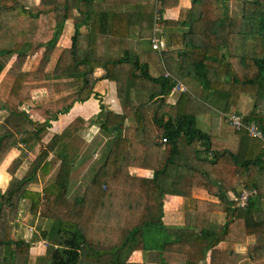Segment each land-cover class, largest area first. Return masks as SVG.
<instances>
[{
    "label": "trees",
    "instance_id": "obj_1",
    "mask_svg": "<svg viewBox=\"0 0 264 264\" xmlns=\"http://www.w3.org/2000/svg\"><path fill=\"white\" fill-rule=\"evenodd\" d=\"M180 1L0 0V166L18 152L0 191V264H146L149 253L168 264L165 252L182 254L180 264L207 257L209 264H264V149L247 131L254 126L264 136V0H244L237 17L228 15V0H188L165 18ZM154 23L165 31L160 51L151 48ZM96 62L104 75L90 85L86 75ZM184 70L198 97L172 92ZM99 80L114 83L119 114L102 105ZM37 89L47 97L33 99ZM242 95L253 99L252 109L240 115V130L221 137ZM91 98L100 107L94 145L106 136V152L79 192L78 171L89 158L76 161L80 148L72 144H82L86 121L75 117L59 132L56 124ZM207 114L204 132L197 118ZM32 152L30 169L17 177ZM131 168L152 173L137 176ZM244 188L257 193L240 208L234 197ZM194 190L218 203L194 198ZM166 194L183 200L180 227L164 225ZM215 210L224 221L213 228ZM21 215L26 226L36 221L35 230L15 233ZM39 238L46 256L33 263L31 242ZM140 252L144 261L133 262Z\"/></svg>",
    "mask_w": 264,
    "mask_h": 264
},
{
    "label": "crops",
    "instance_id": "obj_2",
    "mask_svg": "<svg viewBox=\"0 0 264 264\" xmlns=\"http://www.w3.org/2000/svg\"><path fill=\"white\" fill-rule=\"evenodd\" d=\"M188 5H189L188 0H181L178 8L165 13V18H170V17L176 16L178 9L187 8ZM158 29L162 30V28L159 25H158ZM71 33H72V29H71V26H69L67 28V31H65V34L63 36V39L65 40V42H68V38L71 35ZM163 33H165V31H163L160 34V36H163ZM160 36H158V38H161ZM160 41L162 42V39H160ZM92 66H93L92 72L86 75V79L90 85L94 84V82L98 81L97 79H101V77L104 75L102 63L96 62V63H93ZM188 74H189V72L186 70H184L180 73V75L183 76V78H182L183 80H181V82L184 83V85H186L185 81H186ZM95 90L100 95L101 103L107 111H110V112H113L116 114H119L121 112V108H120L118 99L116 97V90H115L114 83L107 82L105 80H102V81L99 80V82H97L95 85ZM134 99H136V96H134ZM99 111H100L99 101L95 100L94 98H91L84 103L74 104V106L72 107V109L69 112H71V115L73 114L74 118L75 117H81L85 121H87V120H90L94 117L96 118V115L99 113ZM90 112H91V114H90ZM71 115H70V117H72ZM72 119L73 118H71V119L60 118L58 123H60L62 125L61 129L63 128V126L66 123L70 122ZM127 123L132 124V123H134V120L132 118H130L127 120ZM61 129H58V132ZM88 133L89 132L85 127L77 138L78 140H80L82 142V144L81 143L80 144L79 143L78 144H74V143L72 144L73 149L75 147L80 148L77 155L74 157L76 159V161L82 162L84 158H89V160L87 159L85 162H83L82 169L80 168L78 171V174H79L78 177H80V179H81L80 182H78V184L80 185V189H82V187H83V179L86 178V180L84 182L88 181V177L86 176L88 168L84 169V167L86 165L88 166L94 160V158H99V154L103 149V148L102 149L100 148L101 150L99 153L97 152V149H96V151H94L92 153L88 151V150H90V148H92L91 146H89V142L93 138V137H90V134H88ZM225 133H227V132H225L224 129L221 128L220 136L223 137V134H225ZM106 141H107L106 136H104V137L101 136V141H100V143H98L97 146L103 147L105 145ZM94 146H96V145H94ZM89 155H91L92 159H90ZM130 172L133 175L142 176V177H150L151 173H152L150 170H142V169H137V168H131ZM80 189H79V192H80ZM227 194H228V198H230L229 196L232 194V191H229ZM193 195H194V198H197L200 200L208 199L209 201H212L216 204L218 203V201L216 199H214V198L210 199V198H207L206 196H204L203 192L201 190H194ZM182 202H183V200L179 196L171 195V194H166L164 196V198H163V212H164L163 222H164V225H166L168 227H180V226H182V219H181V216L179 215V211H178ZM21 216H20V219H18V221H17L18 223L15 227V233L20 234L21 232H23L25 235L26 232H24V229H25L26 224L24 223ZM216 216L219 217L218 223H215V221L211 220L212 218L215 219ZM223 217L224 216L221 212L215 210L212 212V214L209 217V224L213 228H216V227L223 224V221H224ZM45 226L46 225H44L43 228H45ZM26 227L32 228V230L33 229L35 230V225H29ZM28 232H31V231H28ZM24 238L26 240L28 237L24 236ZM33 242L34 243L31 242L32 249L30 252V257L32 258L33 263H37V262L41 261V259L43 257L46 256V247H45L46 243L42 242L40 238L38 241H37V239H36V241L33 240ZM253 242H254V238L252 236L248 237L244 244H240V245L236 246V249H235L236 252L237 253L245 252L247 244H251ZM147 256L150 260L146 264H156L157 258L155 257L154 253H149ZM182 257H183V255L180 253L165 252L163 254V259L168 264H180ZM144 258H145L144 254L142 252H140V253H135L132 256L131 260L135 263H142L144 261ZM199 264H209V257H207L204 262H200Z\"/></svg>",
    "mask_w": 264,
    "mask_h": 264
},
{
    "label": "rangeland",
    "instance_id": "obj_3",
    "mask_svg": "<svg viewBox=\"0 0 264 264\" xmlns=\"http://www.w3.org/2000/svg\"><path fill=\"white\" fill-rule=\"evenodd\" d=\"M29 2L31 1V3H41V1H45V0H28ZM244 0H228V3H227V13L230 17H237L239 16L240 12H241V4ZM155 12V10H154ZM155 19V18H154ZM155 22V21H154ZM152 31L154 33H156L157 37L160 36V34L164 31V30H159L158 29V25L157 24H152ZM167 31V30H166ZM178 31V30H177ZM161 37V36H160ZM10 65V64H9ZM9 65L7 66V68L9 67ZM51 78L53 79H66L67 76H52ZM173 78L181 81L183 80V76L182 75H175ZM184 84V83H182ZM190 87H187L186 85H184V87L186 89H188L189 91L193 92L194 94H197V97L199 96V87L196 85V84H188ZM48 93H47V90L45 89H37V90H32L31 91V97L33 99H41V98H44V97H47ZM252 105H253V99L248 96V95H242L240 97V100L238 102V105L237 107L235 108V110L231 111V112H236L238 113L239 115L243 116V115H247L251 109H252ZM91 114V112H90ZM71 115V112H68L66 113L62 118H67V119H71V118H74L73 117V114L71 115L72 117H70ZM69 116V117H68ZM208 114L207 115H202L200 117L197 118V121H198V127L204 131V132H207L209 131L208 130ZM95 117L90 119V120H87L85 122V125H86V129L88 130V134H90V137H93L90 142H89V146H91L92 148L93 147H97V152L99 153L100 150L102 149V147H98V146H94V144L97 142L98 138H99V135H101V133L99 132V128H98V122L94 121ZM56 131H58V129H61L62 125L60 123H57L56 124ZM60 127V128H59ZM223 129L225 132H231V127L228 125H223ZM96 135V136H94ZM223 143L226 144V141L223 142V141H220V140H217V145L219 147H222L223 146ZM228 146L230 145L229 143H227ZM105 146V145H104ZM101 148V149H100ZM104 152H106V149L104 148L103 151L100 152L99 154V158H97L96 160H93L88 166L86 165L84 167V169H87V173H86V176L90 178L91 175L94 174L95 170L98 168V166L102 163L103 161V158H104ZM12 153V154H11ZM11 154V157H10V160H6V158L8 156H10ZM18 155V152H15V151H11L7 157L5 158L4 162L2 163V165L0 166V191H2L7 182L9 181L10 179V176L6 173V169H7V166L13 161V159L15 157H17ZM36 153H28V154H25V156H23L22 160H23V163H22V166L21 168L18 170V172L16 173L17 177L21 178L22 176H24L27 171L30 169L31 167V163L33 161V159H35L36 157ZM86 178L83 179V181H85ZM82 189H80V192H81ZM242 190V189H241ZM263 192H264V187H263ZM260 204L258 205L260 207V205H262V207L260 208V214L264 217V194L261 195L260 197ZM22 217V216H21ZM224 218V217H223ZM212 221H215V223H218L219 222V217L216 216L215 219H211ZM31 225H34L36 222L35 220H31L30 221ZM30 225V223H29ZM44 227V225H43ZM30 231V230H28Z\"/></svg>",
    "mask_w": 264,
    "mask_h": 264
},
{
    "label": "built area",
    "instance_id": "obj_4",
    "mask_svg": "<svg viewBox=\"0 0 264 264\" xmlns=\"http://www.w3.org/2000/svg\"><path fill=\"white\" fill-rule=\"evenodd\" d=\"M155 18L158 17L157 14H155ZM163 44L159 41V38L157 37L156 33H154V37L151 39V48L153 50L160 51L161 47ZM168 74H166L167 76ZM175 79V78H174ZM177 82V85L174 86L172 89V92L176 91H185L186 88L182 84L181 81L175 79ZM227 122L230 125V127L234 128L235 130H240L243 125H242V117L234 112H231L230 114L227 115ZM248 134L250 136L257 137L261 143H262V148L264 149V136L260 134L257 129L254 126L247 127ZM161 142H165L164 139L161 140ZM257 193L256 189H242L238 197H234V201L237 203V206L240 208H244L245 205L247 204L248 200L250 197L255 196Z\"/></svg>",
    "mask_w": 264,
    "mask_h": 264
},
{
    "label": "bare ground",
    "instance_id": "obj_5",
    "mask_svg": "<svg viewBox=\"0 0 264 264\" xmlns=\"http://www.w3.org/2000/svg\"><path fill=\"white\" fill-rule=\"evenodd\" d=\"M236 82V81H235ZM227 167V166H226ZM233 181V180H232ZM242 223V222H241ZM229 228V227H228ZM256 229V228H255Z\"/></svg>",
    "mask_w": 264,
    "mask_h": 264
}]
</instances>
